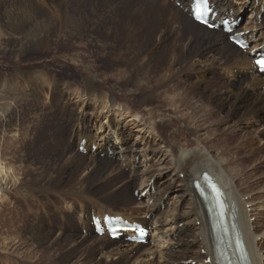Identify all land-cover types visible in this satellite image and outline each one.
I'll use <instances>...</instances> for the list:
<instances>
[{"label":"bare ground","instance_id":"obj_1","mask_svg":"<svg viewBox=\"0 0 264 264\" xmlns=\"http://www.w3.org/2000/svg\"><path fill=\"white\" fill-rule=\"evenodd\" d=\"M119 1L130 7L129 13L134 15L145 14L147 8L143 7L150 8L151 15L159 17L158 27L164 34L162 41L165 42L161 48L152 46L149 51L142 50L143 46L140 45L131 54L132 58L122 56L121 63L126 68L115 74L119 81L143 84L150 93L148 97L156 93L169 104L176 98L181 103L179 106L185 105L190 94H195L201 103L205 100L215 102L220 105V109L229 104L231 110L227 119L237 117L242 121L249 120L251 123L260 124L261 130L256 132L264 134V91L261 90L264 86V74H260L254 65L255 56L264 48V0H210L215 12L214 22L221 24L228 18L231 34L226 33L223 28L210 31L195 23L191 15L193 0H0V30L7 37L0 38V51L9 57L14 54L23 57L30 52L64 47L65 44L87 49L90 42L85 38L97 36V32L104 31L102 37L97 36L96 50L103 58H119L121 53L116 54L112 50L117 39L127 40L138 31L136 22L120 24L115 21L119 10L111 3ZM171 1L180 2L182 6L177 8ZM246 10H250L248 20L239 29H234V23L236 26L237 19ZM99 15L104 17L103 21L97 20ZM260 16L262 20L258 22ZM175 34L179 40L188 39L189 48L193 46L192 41L197 40V47L191 48L192 50L183 49L180 53L176 50L169 53L170 44L166 45L165 38ZM235 35L251 46L246 53L237 51L229 41V37ZM155 52L156 56L153 55ZM166 53L169 55H165ZM139 61L142 62L138 64ZM71 64L79 66L76 60L71 61ZM129 64L133 67L130 68ZM216 66L230 73L239 69L238 79L221 78L214 68ZM184 78L191 82L183 84ZM44 81L46 82L45 79ZM173 81L176 83L165 86V83ZM85 83L81 92L84 100L88 96L90 101H103L110 106L115 104L110 101L113 98H110L112 96L109 93L95 89L92 80L87 78ZM179 89L181 92L176 94ZM46 95V99H49ZM148 97L139 103H147ZM5 106L0 105V118L5 114ZM153 113L151 110L148 118L152 119ZM88 117L82 111L74 116L71 134H77V151H72L71 147L64 149V159L55 162L49 172L46 168H41L44 170L41 175L46 176L45 184L38 182L35 187L26 185L21 177L26 173L25 170L22 172L25 160L21 159V166L16 167L7 163L3 155H0V205H3L1 218L5 219V216L14 213L11 219L5 220L4 226L10 227L8 231H12L11 234L14 232L17 235L14 238L19 240L14 245L21 242L16 250L22 249L23 245L27 247L22 252L26 258L15 263L61 264L64 261L65 264H179L180 261H189L187 253H192L195 255L191 259L192 264H217L207 212L193 185L195 180L200 181L202 174L207 172L223 188L224 202L237 220L236 224L248 247L251 264H264V229L260 231L264 220V200H256L253 198L254 194L244 193L236 185V179L241 178L242 170L222 154H226V150L222 149V153L218 150L212 151L206 145L212 140L213 130L204 132L198 130L197 126L194 127L192 134L196 135L195 131L198 130V136L193 149L185 144L167 142V154H160L163 155V161L170 157L171 165L156 169L149 164V155H145L147 151H152L146 139L142 140L145 145L124 146L118 152L115 144L118 142L119 145L121 138H129L130 131L115 130L113 137L118 138L113 141L108 135L101 136L99 132L108 124L112 127L113 120L109 116L105 120L98 115ZM150 120L142 118L140 122L150 128ZM92 127L97 134H90ZM29 128H17L11 136L12 140L26 144L31 134ZM156 129L157 125L152 124L151 130ZM227 140L229 138L222 139L220 145L225 146ZM251 143L253 142H248L243 147ZM88 147L95 154L87 157L80 150L82 148L88 154ZM140 152L142 161L137 163L135 157ZM106 153V157L101 159L100 156ZM155 153L156 151L153 152L154 155ZM233 155L234 153L230 156ZM118 156L126 157L122 159V164L116 163ZM94 165L99 167L100 172L97 171L99 177L98 181L93 182V187L90 184L91 175L88 174L96 168ZM25 167L31 172L28 166ZM164 170L171 174V185L163 183L167 181V177L164 179L162 176ZM159 171L161 172L158 173ZM64 176H67L65 182L62 180ZM139 179L141 185L134 190L136 194H140L136 197L131 190ZM175 179L181 180L177 185L183 186L184 191L177 186L176 189L173 187ZM9 186L20 195L13 205L4 195ZM23 189L30 192L23 193ZM160 189L163 191L156 197ZM38 194L45 197L46 202H37ZM147 194V203H144L142 199ZM166 197L168 198L165 201ZM116 206L126 208L118 211ZM18 208L23 212L26 210V213ZM73 216H76V226L88 231L86 236L66 233L64 223ZM107 216L148 229V245L143 247V244L138 243L135 233L125 234L131 240L120 238L112 241L106 227ZM93 217L98 220L104 235L100 236L95 232ZM181 222H184V229L180 227ZM190 227H195L196 245L186 240L181 249L177 239L182 240ZM55 228L58 229V234L50 240ZM106 238L112 242H121L112 246ZM48 241H51L50 244L43 246ZM178 254H182L181 258Z\"/></svg>","mask_w":264,"mask_h":264},{"label":"rangeland","instance_id":"obj_2","mask_svg":"<svg viewBox=\"0 0 264 264\" xmlns=\"http://www.w3.org/2000/svg\"><path fill=\"white\" fill-rule=\"evenodd\" d=\"M8 4H10V2ZM111 4H114L115 6L113 7H117V10H119V16L115 18L116 22L120 24L126 22H136L138 25V31L131 35L129 39H117V43L114 44L112 50L116 54L121 53L119 58H103V55L96 50L97 36L102 37L104 35V31L97 32V36L85 38L90 42L87 49L71 47L70 45L66 46L65 44L64 47L60 46L55 49H42L30 52L23 57H19L17 54L9 57L0 51V105H7L4 107L5 109H3V112L6 110L4 114L5 116L3 115V117L1 116L2 118H0V155H3L7 163L16 167L21 166V159H24L25 163H23L22 172L25 170L26 173L21 176L23 177L22 181L24 180L23 182L28 186L35 187L38 182H42L41 184L46 183V176L41 175L44 171L42 169L46 168L45 170L49 172V169L55 165V162L58 163L59 160L62 158L64 159V149L66 150L71 147L72 151H77L79 140L76 138L77 134H75V132H72L71 134V131L74 125V116L78 115L81 111L84 112L87 117L89 116L88 118L98 115L102 120H105L106 116H109L111 120H113V123L111 124L113 128L108 124L99 132L101 136L108 135L113 141L118 138L117 136L113 137L115 130H124L125 132L130 131L131 134L129 138H121L119 145L118 142L115 144V149L118 152L124 146L138 144L140 147L145 145L146 143L142 140L146 139L152 151H147L145 155H149V164L153 165V167L155 166L156 169L167 168L168 165H171L170 157L166 161H163V155H161L162 153L167 154V142L173 141L178 144H185V146L189 149H193L195 146L194 144H196L198 130H204V132H210L213 130L212 132H214V134L212 136V140L208 141L206 145L212 151L218 150L222 153V149L226 150L227 155L225 153L222 154L229 158L233 164H236L237 166L239 165L242 170L241 178L236 179V185L240 186L244 193L251 192L250 194H254L253 198H260V200H264V144H262L264 143V134L260 135L257 133L261 130V125H257L256 123L254 124V122L251 123L249 120L242 121L237 117L227 119L229 110H231L229 104H226L224 109H220V105L217 103L215 104V102L212 103L205 100L204 103H201L195 94H190L188 96L185 105L179 106L181 103H179L177 101L179 99L176 98L173 102H170L171 104H169L166 103L165 100L158 97V94L156 93L148 97L147 95L150 93L143 84H135L133 81L132 83H134V85L131 82L119 81L115 77V74L120 69L126 68L121 63L122 56L124 57L125 55V57L127 56L132 58L131 54L136 51L140 45L143 46L142 50L145 49V51H149L152 46L161 48L165 42L162 41V36L164 34L159 31L160 29L158 27L159 17L151 15L152 13H150V8L143 7L147 8L145 10V14L134 15L129 13L130 7L120 1ZM171 4L177 8L182 6L180 2L175 3V1H171ZM87 10H89L88 7ZM249 14L250 10H246L244 11L242 17L237 19V29L242 27L245 21L248 20ZM110 16H112V14H110ZM103 18L104 17L99 15L97 20L103 21ZM97 20L95 19V21ZM261 20L260 16L258 22ZM109 21H111V19ZM1 30L0 38L5 39L6 35H2ZM165 39V41H167L166 45L170 44L169 46L172 48H169V53H171L172 50H176L177 53H180L186 50V48L188 50H192L191 48H196L198 45V41L194 40L192 41L193 46L189 48L188 39L179 40L176 34L171 37H166ZM173 39L177 40L174 41ZM189 44L191 45V43ZM249 47L251 46L248 44L245 49L235 48L237 51L246 53L250 49ZM262 50L259 52L260 54L262 53ZM156 54V52L153 53L154 56H156ZM165 55L169 54L166 53ZM147 59L148 58H146V61ZM73 60H76L79 63V66L71 64V61ZM141 62L142 61H139L138 64ZM136 65L137 64H135V66ZM129 66H131L130 68L133 67L131 64H129ZM214 68L221 78H226L225 80H232L233 77L237 78V72L240 71L239 69H236L230 73L218 66ZM42 77L46 80V82ZM87 78L92 80V85L95 89H101L102 92L109 93L112 96L110 98H113L110 99V101H114L115 104L110 106V104L107 105L103 101H90L91 98H88V96H85V99L87 98V100H84L83 96H81V92L84 90ZM182 82L183 84H189L191 81L184 78ZM173 83H176V81L165 83V86H169ZM261 90L264 91V86L261 87ZM178 92H181V90L179 89L176 91V94H179ZM43 93H46L47 95ZM45 95L49 99H46ZM145 97H148L146 99L147 103L140 104L139 102ZM151 110L154 111L152 119L148 118V113H150ZM38 114L40 116H38ZM162 117H164L165 120L162 121ZM142 118L151 119L150 122L153 126L157 125V129L151 130L152 124H150V128L144 126L143 123L140 122ZM27 127L31 128H29L31 134L28 138L29 141L27 140L25 142L26 144L22 141L19 143L18 140H12L13 137L11 138V136L14 132H16L17 128L24 129ZM194 127L198 128V130L196 129L197 131H195L196 135L192 134ZM90 134H97L94 127L91 128ZM231 134L236 135L232 136ZM229 135L231 136V139ZM224 137L227 139L229 138V140H227L228 144L226 143L225 146L220 145V141L222 139H226ZM248 142L253 143L243 147L244 144ZM88 151L89 152L87 154V152L81 148L80 153L87 157L95 154L92 150H89V147ZM155 151L156 153L154 155L153 152ZM233 153L234 155L230 156ZM127 154L133 155L131 153ZM104 155H101L102 157L100 156V158H105L107 153ZM119 156L116 158V163L122 164V159L126 157ZM135 160L137 163L142 161L141 152L140 155L135 157ZM25 166H28L31 172H28L25 169ZM95 167L96 168H93V170L89 172L90 174L87 173L89 176L91 175L90 184L93 187L95 186L93 185V182L98 181L97 178L99 177L100 172L98 169L99 167ZM160 172L161 171L158 173ZM83 174L84 172H82V175ZM46 175L49 177V174L46 173ZM162 176H164V179L167 177V181L163 182L165 185L171 183V174L167 170L163 171ZM156 179L157 177L155 178V182ZM62 180L63 182L67 181V176H64ZM179 181L181 180L175 179L172 185L175 189L178 187L180 190L184 191L183 186L179 187L177 185ZM140 185L141 181L139 179L136 186H134L131 190V192H133L132 194L136 197L140 193L136 194V190L134 189L135 187H140ZM7 188L8 189H6V193H4V195L13 205L20 195L16 194L11 186ZM162 188H164V186H162ZM26 189H23L21 192H30V190ZM161 189L159 190V193L156 194V197H158L157 195L160 196V193H162L163 190ZM38 196L39 199H36L37 202H46L45 197L41 196V194H38ZM148 196L149 194L143 197L142 200L144 203H147ZM167 198L168 197L165 198V201ZM2 208L3 205H0V264H17L15 262H18L19 259L26 258L24 256L25 253L22 252H24L27 247L23 245L21 247L22 249L18 248V250H16L21 242L20 244L14 245V243L19 240H15L14 238L17 235L14 232L11 234L12 231H8L10 230V227L4 226L5 220L11 219L14 213L8 214L5 216V219H2ZM122 208L126 207L116 206V210L118 211L124 210ZM19 209L20 208H18V210ZM20 211L23 212L21 209ZM23 213H26V210H24ZM262 221L263 222L261 224L264 226V220ZM76 222V216H73L64 223L65 229H67L66 233H78L79 235L81 234L86 236L88 231L78 228L76 226ZM183 224L184 222L180 223V227L182 229H184ZM263 226L260 227V231L264 229ZM195 227H190L188 231L184 233L186 235L183 234L184 237H182V240L180 238L177 239V242H180L179 247L181 249L183 248L186 240L196 245ZM5 231L7 232L5 233ZM57 234L58 229L55 228V233L53 232V236L51 235L50 240H52ZM106 239L108 240V238ZM108 241L112 246H117L121 242ZM262 241L264 242V239ZM49 242L51 241H48L47 245L44 244L43 246H48V244H50ZM143 245V247H146L148 242ZM11 246H13V248ZM187 254L190 259L184 263L192 264L191 259L195 255L192 253ZM181 255L182 254H178L180 258ZM42 259L44 260V258ZM209 261L208 263H210ZM178 263L182 264L183 261ZM61 264H65L64 261L61 262Z\"/></svg>","mask_w":264,"mask_h":264}]
</instances>
